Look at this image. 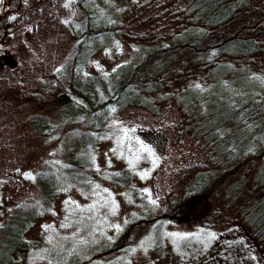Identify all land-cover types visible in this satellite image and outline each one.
Segmentation results:
<instances>
[{
    "label": "rangeland",
    "instance_id": "obj_1",
    "mask_svg": "<svg viewBox=\"0 0 264 264\" xmlns=\"http://www.w3.org/2000/svg\"><path fill=\"white\" fill-rule=\"evenodd\" d=\"M7 1L0 0V11ZM107 1L123 27L138 13L164 11L188 18L189 0ZM75 8V0H11L0 21V227L17 205L40 198L37 178L40 171L62 163L66 129L84 127L78 121L61 129L54 120L59 108L53 109L54 86H66L64 71L74 48L67 26ZM133 39L121 35L114 45L95 51L84 72L112 71L131 55ZM238 62L247 65L244 59ZM262 64L264 58L257 73L260 78L247 75L244 87L236 78V102L264 101ZM209 72L195 68L187 79L168 80L150 91L147 104L112 111L100 138L84 151L87 157L79 172L56 193L49 211L39 214L24 233L26 249L13 264H67L76 259H89L88 264H264V245L235 207L215 210L216 216L195 224H175L159 217L169 201L173 204L183 197L192 168L208 164L194 121L208 93ZM226 86L221 85L224 94ZM45 112L53 131L41 137L28 117ZM124 129L129 130L126 136ZM141 143L153 155L141 151ZM208 195L206 202L211 203ZM129 225L137 227L134 240L103 252L118 242Z\"/></svg>",
    "mask_w": 264,
    "mask_h": 264
},
{
    "label": "trees",
    "instance_id": "obj_2",
    "mask_svg": "<svg viewBox=\"0 0 264 264\" xmlns=\"http://www.w3.org/2000/svg\"><path fill=\"white\" fill-rule=\"evenodd\" d=\"M99 1L75 0L76 12L67 26L74 48L64 71L66 86H54L53 109L59 108L54 120L60 122L61 129L78 121L84 127L66 129L61 140L62 163L55 162L37 178L40 198L17 205L1 225L0 264H13L26 249L24 233L39 214L49 211L56 193L79 172L87 157L84 151L100 138L113 109L145 105L150 91L168 80L187 79L195 68L210 69V87L202 104L196 106L194 121L208 164L192 168L183 197L173 204L169 201L159 217L175 224H195L207 222L216 211L235 207L264 245V101L236 102L238 92L234 88L237 82L244 87L247 75L260 78L264 0H189L187 19L164 11L138 13L124 27L108 1L103 0L101 6ZM162 34L169 37L165 39ZM121 35L134 36L129 58L108 73L86 74L83 68L91 54L114 45ZM239 59L246 60L247 65H237ZM222 84L227 85L226 94L221 91ZM190 87L199 99L195 87ZM205 102L207 106L200 107ZM48 114L28 117L32 130L41 137L53 131ZM207 194L211 203L206 202ZM136 229L129 225L118 235V242L103 252L132 242ZM88 263L89 259H76L67 264Z\"/></svg>",
    "mask_w": 264,
    "mask_h": 264
},
{
    "label": "snow or ice",
    "instance_id": "obj_3",
    "mask_svg": "<svg viewBox=\"0 0 264 264\" xmlns=\"http://www.w3.org/2000/svg\"><path fill=\"white\" fill-rule=\"evenodd\" d=\"M113 111H115V109H113ZM122 131H124V134L126 136L127 135V132L129 130L124 129ZM131 131H135V129H131ZM141 151H146L149 154V156L153 155L152 150L149 147H147L146 145H143L142 143H141ZM136 159H139V157L137 156ZM25 176L27 178H31V175L29 173H25ZM105 191H107V190H105ZM152 203L155 204V201H152ZM169 235H176V234L175 233H170Z\"/></svg>",
    "mask_w": 264,
    "mask_h": 264
},
{
    "label": "water",
    "instance_id": "obj_4",
    "mask_svg": "<svg viewBox=\"0 0 264 264\" xmlns=\"http://www.w3.org/2000/svg\"><path fill=\"white\" fill-rule=\"evenodd\" d=\"M11 5V0L7 1V4L5 7H3L0 11V21L5 17L6 13L8 12Z\"/></svg>",
    "mask_w": 264,
    "mask_h": 264
}]
</instances>
